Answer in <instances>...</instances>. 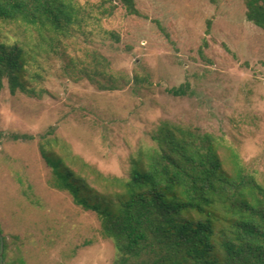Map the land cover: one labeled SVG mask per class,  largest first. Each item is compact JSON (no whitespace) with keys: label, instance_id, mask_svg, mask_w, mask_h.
<instances>
[{"label":"rangeland","instance_id":"374dc122","mask_svg":"<svg viewBox=\"0 0 264 264\" xmlns=\"http://www.w3.org/2000/svg\"><path fill=\"white\" fill-rule=\"evenodd\" d=\"M67 34L0 19L26 51L30 91L0 92V228L4 264H113L116 248L95 212L54 187L42 154L65 158L98 191L126 179L162 121L215 136L264 183V28L244 0H75ZM189 84L176 96L168 89ZM29 135L18 138L14 135ZM5 253V250H4Z\"/></svg>","mask_w":264,"mask_h":264},{"label":"trees","instance_id":"16d2710c","mask_svg":"<svg viewBox=\"0 0 264 264\" xmlns=\"http://www.w3.org/2000/svg\"><path fill=\"white\" fill-rule=\"evenodd\" d=\"M118 1L140 14L135 0ZM244 2L248 20L264 28V0ZM81 12L75 0H0V19L58 34L70 32ZM25 70L23 45L0 36V92L5 81L12 93L30 91ZM168 91L185 95L189 84ZM151 137L154 146L132 160L126 179L104 177L118 185L108 192L42 147L51 184L100 219L117 251L113 264H264V183L256 173L237 160L227 168L211 133L162 121ZM8 247L5 237L4 258Z\"/></svg>","mask_w":264,"mask_h":264},{"label":"water","instance_id":"95a60500","mask_svg":"<svg viewBox=\"0 0 264 264\" xmlns=\"http://www.w3.org/2000/svg\"><path fill=\"white\" fill-rule=\"evenodd\" d=\"M0 264H4V237L0 228Z\"/></svg>","mask_w":264,"mask_h":264}]
</instances>
